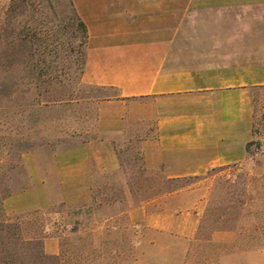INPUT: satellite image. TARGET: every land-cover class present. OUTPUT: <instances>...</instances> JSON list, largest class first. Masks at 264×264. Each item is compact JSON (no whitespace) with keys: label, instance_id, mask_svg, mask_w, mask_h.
Wrapping results in <instances>:
<instances>
[{"label":"rangeland","instance_id":"rangeland-1","mask_svg":"<svg viewBox=\"0 0 264 264\" xmlns=\"http://www.w3.org/2000/svg\"><path fill=\"white\" fill-rule=\"evenodd\" d=\"M10 3L0 0L1 14ZM51 3L57 16L47 6L52 28L41 47L18 40V19H11L4 34L8 47L0 56V264H218L233 250H264V86L249 91L253 137L242 163L168 179L164 167L149 168L144 151L153 126L148 120L134 121L122 135L110 132L119 166L106 174L93 172L90 202L64 201L53 177L50 208L8 209L10 197L32 187L25 155L34 154L48 172L58 151L105 137L99 101L117 93L83 81V32L69 19V0ZM139 206L147 212L200 210L198 241L148 228L147 222L135 230L128 212ZM224 228L236 230L231 243L210 240L215 230ZM50 239L57 240L58 252L51 251Z\"/></svg>","mask_w":264,"mask_h":264},{"label":"crops","instance_id":"crops-1","mask_svg":"<svg viewBox=\"0 0 264 264\" xmlns=\"http://www.w3.org/2000/svg\"><path fill=\"white\" fill-rule=\"evenodd\" d=\"M72 2L89 34L83 81L117 92L99 101L105 137L58 151L48 172L27 153L32 187L7 200L10 211L50 208L53 177L64 201L90 202L93 172L119 166L110 132L122 135L129 122L151 123L153 134L144 144L149 168L164 167L168 179L247 158L253 137L249 91L264 86V0ZM128 213L135 230L147 222L148 228L198 241L200 210L147 212L139 206ZM235 233L217 229L210 240L231 243ZM47 243L58 252L56 239ZM218 264H264V250H233Z\"/></svg>","mask_w":264,"mask_h":264},{"label":"trees","instance_id":"trees-1","mask_svg":"<svg viewBox=\"0 0 264 264\" xmlns=\"http://www.w3.org/2000/svg\"><path fill=\"white\" fill-rule=\"evenodd\" d=\"M48 4H46V3ZM50 0H11L8 10L0 13V56L5 54L8 47V41L5 39V32L10 25L11 19H18L20 25L18 40L25 44L31 43L40 45L47 43L49 39V31L52 28L49 24L52 22L51 15L47 14L45 10L47 6L53 9ZM70 11L73 17L69 19L77 21L78 28L82 30L83 37L81 45L84 46V50L81 52V65L82 71H84L85 58H86V44L88 42V29L85 22L79 16L76 8L73 5L72 0H69ZM53 16H57L54 9L52 10ZM24 22V24H22ZM42 44V45H41ZM46 48V47H45ZM44 51V50H43ZM1 64V60H0ZM252 142H248L246 145L247 152H250V146Z\"/></svg>","mask_w":264,"mask_h":264}]
</instances>
